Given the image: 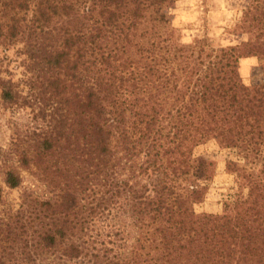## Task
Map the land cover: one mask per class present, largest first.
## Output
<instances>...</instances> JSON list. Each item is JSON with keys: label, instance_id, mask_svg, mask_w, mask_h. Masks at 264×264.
I'll use <instances>...</instances> for the list:
<instances>
[{"label": "trees", "instance_id": "16d2710c", "mask_svg": "<svg viewBox=\"0 0 264 264\" xmlns=\"http://www.w3.org/2000/svg\"><path fill=\"white\" fill-rule=\"evenodd\" d=\"M172 1L0 0L24 69H0V104L31 117L0 166V264H264V82L239 75L264 67V0L219 49L173 38ZM209 141L237 190L198 224Z\"/></svg>", "mask_w": 264, "mask_h": 264}, {"label": "rangeland", "instance_id": "374dc122", "mask_svg": "<svg viewBox=\"0 0 264 264\" xmlns=\"http://www.w3.org/2000/svg\"><path fill=\"white\" fill-rule=\"evenodd\" d=\"M249 5L248 0H176L165 3L162 14L177 42L187 43L200 39L206 40L212 49H219L238 46L247 40L248 36L242 34L237 29V25ZM20 48V44L7 50L0 48V69L5 78L11 74L10 77L15 81L23 79L24 69L20 64L23 57L16 55V51ZM253 60V63L243 61L242 64L239 61V75L247 86L264 82L262 62L258 58ZM20 88L26 90L24 86ZM30 118L28 108L13 111L0 104V166L3 161L11 162L13 159L12 133L16 129L22 131L29 126ZM202 151L207 160L214 162V174L203 202L194 206L198 224L202 223L204 214H214L219 211L221 203L231 199L237 190L236 176L226 167L228 157L218 151L213 141L207 142ZM24 176L27 177L26 173ZM0 184L2 185L1 175ZM18 196L19 190L5 189V199L10 204H16Z\"/></svg>", "mask_w": 264, "mask_h": 264}, {"label": "crops", "instance_id": "0c3cea01", "mask_svg": "<svg viewBox=\"0 0 264 264\" xmlns=\"http://www.w3.org/2000/svg\"><path fill=\"white\" fill-rule=\"evenodd\" d=\"M241 61H242V62H241ZM243 61H249L250 63H253L252 61H254V60H253V58H244V59H240V64H242ZM244 63H245V62H244Z\"/></svg>", "mask_w": 264, "mask_h": 264}]
</instances>
